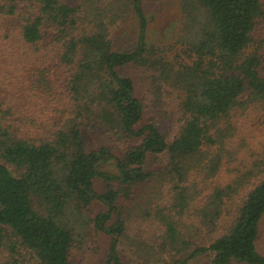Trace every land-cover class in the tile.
<instances>
[{"label":"trees","instance_id":"16d2710c","mask_svg":"<svg viewBox=\"0 0 264 264\" xmlns=\"http://www.w3.org/2000/svg\"><path fill=\"white\" fill-rule=\"evenodd\" d=\"M180 2V48L161 50L144 0H0V264H70L91 225L123 264L131 224L151 235L132 242L144 264H264V143L235 127L264 112V0ZM128 17L136 47L116 50ZM127 66L147 74L143 98Z\"/></svg>","mask_w":264,"mask_h":264},{"label":"rangeland","instance_id":"374dc122","mask_svg":"<svg viewBox=\"0 0 264 264\" xmlns=\"http://www.w3.org/2000/svg\"><path fill=\"white\" fill-rule=\"evenodd\" d=\"M144 9L149 24L147 37L149 46L161 50H164V48L168 50H178L180 45L175 43L177 39L180 38L182 30L185 27L180 0H144ZM127 19L128 20L126 21H122V23L113 31V46L116 50H131L136 47L139 27L133 17H128ZM258 32V34H264V23L258 26ZM137 70L138 69L136 68L127 66L120 71L121 74L132 77L136 81L137 85H139V93L143 98L144 96L141 91L142 86L145 85L146 81L142 78L147 74L143 73V70ZM178 103L179 101H175V108L173 104V107L170 108L169 111L176 113L178 111ZM178 117L179 115L177 113V118ZM252 119H254L253 122ZM146 120L147 117L145 118V121ZM178 122L179 121L176 120L175 122L172 121L165 124V128H169L167 131L169 133V141L174 139L181 127V124ZM235 127L238 129L237 137L240 134L247 139L245 143H249L253 146L264 143L263 111L260 113H258V111L253 112L245 122L237 120ZM86 141L90 148H97L104 142V138L99 134L93 133ZM167 164V154L153 155L150 156L148 163L146 164V169L149 171L158 170L166 167ZM103 187L104 185L102 183H97V192L102 193ZM202 187L206 188L208 186L205 185V187ZM236 204L237 203L231 204V216H235ZM106 210L107 208L102 203L95 202L89 208L88 215L91 218H95L98 214L104 213ZM227 223H230V220H227ZM145 226L146 225L141 226L133 224L129 226L130 232L128 238L122 239L118 248L123 264H144L143 260L138 258L139 255L136 253V247L133 246L135 242H132L133 240H138V243H140L146 240V238L151 237V235L146 234L147 231L145 230ZM92 227V225L89 227L90 230L87 231L89 234L84 237L83 242L74 245V248L71 251L70 264H105L109 255L111 237L102 233H96ZM134 236H139L140 239H137ZM202 243L206 245L209 242L202 241ZM257 246L260 253L264 255V218L261 221ZM210 262V257L203 255L188 264H211Z\"/></svg>","mask_w":264,"mask_h":264}]
</instances>
